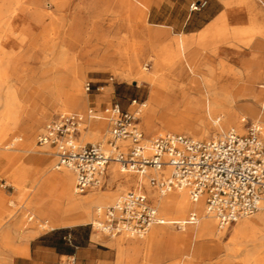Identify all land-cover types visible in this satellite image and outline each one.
I'll return each mask as SVG.
<instances>
[{"label":"rangeland","instance_id":"rangeland-1","mask_svg":"<svg viewBox=\"0 0 264 264\" xmlns=\"http://www.w3.org/2000/svg\"><path fill=\"white\" fill-rule=\"evenodd\" d=\"M8 1L0 0V2ZM146 1L147 3L140 4L137 0H12L11 8L14 10L15 23H17L19 32L26 29V40L21 41L20 38L14 36L3 50L0 47V68H6L9 56L12 55L14 57L8 67L10 76L7 83L9 82L8 86L16 85L18 90L20 87L19 94L22 100L28 104V110L34 111L35 120L34 122L32 120L28 121L27 111L23 117V122L16 129L12 128L7 137V143L14 142L16 144L12 145L10 149L3 147L0 150L11 156L7 159L0 153L6 158L0 160V168L7 188L13 192V194L9 191L7 192V200L1 207L0 236L4 226L19 219L20 222H24L23 226L19 228L20 232L26 230V235L28 236L37 235L39 232L49 228H44L42 226L44 220H37L35 214L48 216L46 207L53 208L55 206L59 207L61 214L69 204L64 198V184L61 177L63 170L57 168V157L53 154L54 149L37 145L38 136L46 124L60 113L68 111L86 113L89 108H93L102 117L100 119L89 118L86 120V128H84V125L81 141L83 143H106L110 137L111 128L109 122L103 117L105 116L103 110L106 107L111 104H119L124 110L136 111L140 109L142 102L152 99L153 96L164 98L165 100L167 95H169L168 98L173 102V105L159 109L156 112L153 118L154 131H148L141 113L140 125L148 140L166 133H180L165 130L163 134H159L165 127L164 120L167 117H180L186 112V99L181 100L175 94H168L166 90L152 89L150 84L146 82L138 86L134 76H126L125 73L120 72L126 64L125 53L131 52L128 48L129 41L123 39L125 36H129L131 41H136L146 47L145 54L141 56L137 69L142 71V67L148 64L149 70H152L155 60V56L151 55L153 53L152 48L156 45L167 43L173 36H178L175 34L182 33L183 30L187 31L204 24L206 19L205 8L191 11V3L184 4L182 0L173 7H168L166 0ZM256 1L258 5L255 9L248 3L238 5V0H233L231 7L226 5L225 0H211L210 7L214 9V12L218 10L227 11L230 29L248 27L254 22L259 27H264V0ZM6 14H9V12ZM5 18L7 19V16ZM188 19H191L192 24L184 28L183 24ZM0 20L5 21L3 18H0ZM3 30V27L0 28V31ZM153 30H164L166 35L163 38H157L153 35ZM156 41L159 43H156ZM215 42L216 51L208 53L205 50L202 57L208 53L209 57L204 58V60H207L216 68L212 78L219 80L220 84L230 81L231 84L240 86L246 79L240 80L238 75L232 79L223 78L221 76L222 66L229 70L233 69L234 73L246 72L250 68L255 71H261L262 74L264 73V37L255 38L253 43L247 46L237 42L232 38L231 33L227 32L224 35H217ZM54 44H58V50L65 54V63L75 62L78 59L85 72L82 83V98L84 100L78 107L70 108L69 110H63L61 104L56 102L51 96L48 88H44L50 83L55 74H44V70L48 67L47 64L51 63L52 55L50 49ZM196 46V42L190 45L191 48ZM182 62L186 63L185 58L182 59ZM116 67H119L120 70L118 71ZM56 72L57 75L68 76L66 67L63 64L59 65ZM2 80L3 77L0 75V94L5 93L4 87L7 86L6 83L4 84L5 86L1 83ZM89 81L92 83V89L87 91L86 83ZM175 82L179 87H187L188 85L187 79L175 80ZM65 88L69 89L67 85ZM192 96L195 98L199 97L194 93ZM245 103L247 104V101L240 102L241 105ZM248 103L264 114V108L260 103L255 104L253 101ZM1 111H3L2 102L0 104ZM240 114L244 128L243 133H246L249 127L258 123L249 109L245 108ZM101 122H104L105 126L101 130L97 129L98 131H94L93 127L98 128ZM32 123L35 126L33 132H30L33 137L30 138L28 137L30 133L27 132L26 125ZM178 125L183 126L184 123L180 122ZM217 126L218 123L210 119V122H208L209 132L200 139H207L231 129L228 128L223 131L218 129ZM261 128L264 137L263 123ZM183 134L192 136L186 132ZM26 144L30 147V150H26L28 148ZM29 156H32L31 161H28ZM63 168L69 170L68 167ZM116 188L117 185L111 184L110 177L107 176L102 186L92 188L85 194H79L76 191V195L79 198H88L93 194L103 193ZM74 189L76 190L75 174ZM130 190L116 192L110 203L100 207H108L114 204ZM36 191L44 193L46 195L45 200H50L48 205L44 207L43 203H38L39 208L42 209L39 210L40 212L31 209V200ZM25 205L26 209L24 208ZM97 207L99 205H94L92 208V217L86 222L88 224L87 227H92L91 223L96 219ZM159 213L165 218L160 210ZM189 215L190 213L185 217L187 218ZM252 217L254 215L242 218L222 228L225 232L222 245L231 241L238 222L244 219H251ZM155 225L162 226L164 234L156 238L153 247H149L148 244L152 239V228ZM155 225L151 227L143 238L117 237L113 239L114 241L119 240L120 246L125 249L122 264H135L139 257V247L145 249L143 260L145 264H200L201 258L193 259L190 257L192 246L196 240L197 223H187L180 228L176 224L169 223ZM182 234L188 236L186 244L182 245V247L185 245L183 249L174 251L171 255L172 257L164 258L161 262L150 258L155 253L154 251L165 246L166 241L171 240L174 242V246H180L185 240ZM11 235L12 229L10 231ZM98 236L101 238L107 237L101 232L98 233ZM127 243L137 244V250L130 251ZM9 245L11 246V244H4L6 247ZM222 253H225V251ZM259 255L260 260L263 262L264 252L259 253ZM146 257L148 258L147 260ZM211 257L215 260L222 258L220 255L217 257L216 254ZM245 257L246 254L238 253L235 260L230 264H244ZM249 264H255V262L251 261Z\"/></svg>","mask_w":264,"mask_h":264},{"label":"bare ground","instance_id":"bare-ground-1","mask_svg":"<svg viewBox=\"0 0 264 264\" xmlns=\"http://www.w3.org/2000/svg\"><path fill=\"white\" fill-rule=\"evenodd\" d=\"M137 1L140 4L147 3L146 0ZM225 3L228 7H231L233 0H225ZM245 3H248L254 9L258 5L256 0H238V5ZM11 7L12 0L0 2V18L5 20H0V28H4L3 31H0V47L2 50L14 36L20 38L21 41L26 40V29L19 32L17 23H15L16 18L13 15L14 10ZM5 12H9V14ZM6 16L7 19L5 18ZM228 18V13L224 10L200 32L191 35L182 33L178 36H173L167 43L161 42L162 44L154 46L151 54L155 56L152 70L145 68V66L142 67V71L137 69L141 56L145 54L146 47L141 43L131 41L129 36L124 37L123 40L130 43L128 48L131 52L125 53L126 64L122 70L116 67L118 71L125 73L126 76H134L138 86L145 82L150 84V86L158 85L163 90H166L168 94H175L181 100L186 99V112L180 117H167L164 120L165 127L159 134H163L165 130L182 134L186 132L191 134L192 137L195 136L194 138L200 139L208 134L210 129L208 122H210V119L218 123V129L225 131L231 128L244 134L240 113L245 108L249 109L250 113L255 116L258 122L256 125L261 127V124H264V114L248 103L250 101L255 102V104L260 103L264 108V73L262 74L261 71H255L251 68L246 72L234 73L233 69L229 70L222 66L221 76L223 78L232 79L238 75V79H246L240 86L231 84L230 81L220 84L219 80L212 78L216 68L210 62L204 60V58L209 57L208 53L216 51L214 46L217 35H224L229 32L233 39L247 46L251 45L255 38L264 37V27H259L255 22L248 27L230 29ZM153 35L157 38H163L166 35V31L155 30ZM195 42L197 46L191 48L190 45ZM156 43L159 42L156 41ZM50 51L52 55L51 63L47 64L48 67L44 70V74H55L53 79L51 78L50 83L44 88H48L51 96L56 102L61 104L63 110L76 108L84 100L82 98V83L85 77L84 68L78 59L75 62L65 63L66 56L58 50V44H54ZM204 51L208 53L202 57ZM13 58L12 55L9 56L6 68H0V75L3 77L1 83L3 85L7 84L4 87L5 93L0 94V104L2 102L3 106V111L0 112V146L7 140L12 128H15L21 122L29 108L28 104L19 98L18 87L12 83V85L8 86L9 82L7 83L10 76L8 67ZM183 58H185L186 63L182 62ZM60 64L66 67L67 77L57 75L56 70ZM181 79L188 80L187 87L176 85L175 80L179 81ZM66 85L69 89L65 88ZM193 93L199 97L195 98L192 96ZM168 96L161 106L148 100L140 104L139 110L149 132L154 131L153 118L156 112L159 109L173 105ZM242 101H247V104L241 105L240 102ZM180 122L184 123V125H178ZM104 126L105 123L101 122L98 128L93 127V130H101ZM15 144L14 142L10 143L8 149ZM26 147H28L26 150H30L27 144ZM31 160L32 156H29L28 161ZM60 169L63 170L61 177L64 184V198L69 204L62 212L61 219L58 222L44 220L42 225L44 228L86 223L92 217L94 205L103 206L110 203L118 191L125 192L130 189H140L147 193L158 212L160 210L164 214L165 223L175 224L180 222L181 226H184L185 224L183 223L188 218L185 216L188 213L196 212L198 214L196 240L192 246L190 257L193 259L201 258L200 264H230L235 260L238 253L246 254L244 264H249L251 261L255 262V264H264V261L262 262L259 257V253L264 252V210L255 213L251 219H244L238 222L231 241L222 245L225 232L219 227L217 219L207 212L204 200L193 201L187 189H174L162 193L151 187L145 176H137L131 172L124 171L119 167L118 163L112 162L108 167V176L111 184H116L117 188L93 194L88 198H79L74 189V171L71 168L68 170L62 167ZM36 218L37 220L40 219L37 216ZM4 233V235L7 234L6 232ZM163 234L164 228L160 225H155L152 228V239L148 246L153 247L156 238L163 236ZM4 237L5 241L10 240V232ZM117 245L120 254L119 264H122L125 249L120 246L119 240ZM224 251L225 253H222ZM213 254H216L217 257L220 255L222 258L215 260L211 257Z\"/></svg>","mask_w":264,"mask_h":264},{"label":"built area","instance_id":"built-area-1","mask_svg":"<svg viewBox=\"0 0 264 264\" xmlns=\"http://www.w3.org/2000/svg\"><path fill=\"white\" fill-rule=\"evenodd\" d=\"M207 4V0L194 1L190 9L197 11ZM145 68L150 67L146 64ZM91 89L89 81L86 90ZM96 112L89 108L86 113H60L37 139L38 146L54 149L58 169L74 171L79 194L102 186L114 162L124 171L145 176L150 186L162 193L187 189L193 201L204 200L220 228L264 210V137L260 126L252 125L244 134L231 129L207 139L166 133L148 140L140 125V110L112 104L103 110L111 127L107 142L83 143L86 120L102 117ZM96 213L93 228L111 237H144L153 225L166 222L140 189L130 190L108 207H97ZM198 220V214L191 212L183 224ZM175 224L181 227L180 222ZM58 264L89 263L71 256Z\"/></svg>","mask_w":264,"mask_h":264},{"label":"crops","instance_id":"crops-1","mask_svg":"<svg viewBox=\"0 0 264 264\" xmlns=\"http://www.w3.org/2000/svg\"><path fill=\"white\" fill-rule=\"evenodd\" d=\"M181 0H166V3L169 6H174ZM184 4H189L194 1L199 0H182ZM208 4L200 10L206 12V19L204 24L199 27L191 28L190 30H183L182 33L191 35L194 33H198L204 29L205 26L211 24L215 18L222 12V10H218L214 12V9L211 6V0H207ZM150 4V3H149ZM191 19H188L184 22L183 27H187L191 25ZM179 33V34H182ZM175 34V35H179ZM152 89H161V87L157 85H151ZM20 90V87H19ZM18 90V96L22 100ZM164 98H158L153 96L152 99L148 100L158 106L163 102ZM24 101V100H22ZM25 102V101H24ZM112 105V104H111ZM26 114V113H25ZM24 119L21 120L23 122ZM35 120L34 111L28 110V121ZM21 122L14 128L19 127ZM35 124L26 125L27 132H33ZM28 137L32 138V133L28 135ZM10 142L6 141L1 144L0 150L4 147L8 149ZM7 159L11 156L10 154L0 151ZM6 159L2 155H0V160ZM108 176V173H107ZM107 179V177H106ZM13 194V192L7 188L5 179L2 175L0 168V211L2 205L5 204L7 198V192ZM45 194L42 192H37L33 195L31 200V209L33 211L42 210L39 208L38 203H43V207L47 206L50 200H45ZM36 207V208H35ZM100 207V206H99ZM26 209V205L24 206ZM97 209V208H96ZM46 211L50 215H37L40 219L49 220L50 222H58L61 219V214L59 211V207L55 206L53 208L46 207ZM40 212V211H39ZM97 218V213H96ZM95 221V220H94ZM93 221V222H94ZM92 222V223H93ZM23 221H12L8 225L4 226V230L2 231V236H0V264H58L61 260L67 259L71 256H75L78 262L80 263H89V264H119V250H118V241H114L113 239L117 237H129L127 235L121 234L116 237H111L109 235L106 238H101L98 236L100 231L92 227H87V223H80L75 225H57L55 227L49 228L47 230H43L39 232L37 235L28 236L26 235V230L21 231L19 228L23 226ZM91 223V225H92ZM9 229V230H8ZM12 229V235L10 240L5 241V237L10 230ZM6 230V231H5ZM8 230V233H7ZM6 232L7 234L4 235ZM102 233V232H101ZM28 236V237H27ZM182 237L184 242L180 246H174V242L169 240L166 241L165 246L162 249H158L154 251L153 255L150 257L157 262H161L164 258L172 257V253L174 251H180L185 247L182 245L187 241L188 236L183 235ZM11 244V246H4V244ZM127 247L130 251H136L138 248L137 244L127 243ZM176 247V248H175ZM139 257L135 264H145L144 260V248L139 247ZM148 258L146 257V260ZM134 264V263H132Z\"/></svg>","mask_w":264,"mask_h":264}]
</instances>
